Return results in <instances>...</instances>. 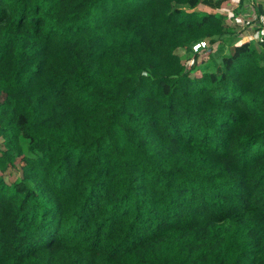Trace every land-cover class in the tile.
<instances>
[{"label": "trees", "instance_id": "1", "mask_svg": "<svg viewBox=\"0 0 264 264\" xmlns=\"http://www.w3.org/2000/svg\"><path fill=\"white\" fill-rule=\"evenodd\" d=\"M227 1L0 0V264H264V56L217 48Z\"/></svg>", "mask_w": 264, "mask_h": 264}, {"label": "rangeland", "instance_id": "2", "mask_svg": "<svg viewBox=\"0 0 264 264\" xmlns=\"http://www.w3.org/2000/svg\"><path fill=\"white\" fill-rule=\"evenodd\" d=\"M242 2V3H241ZM259 3L263 6L264 9V0H228L223 4V6L219 9L220 12L227 15V23L229 26V36L225 38L224 41H221L217 48L223 49L225 54H230L234 47L237 44H240L244 41H250L253 45H255L259 51L262 52L264 56V17L257 16L253 11V4ZM241 4L242 7H241ZM241 7V12H238V8ZM199 9H206L207 11L211 10L209 8H203L202 6ZM263 40V41H262ZM208 49V48H206ZM206 49L200 52L199 62L202 67L207 64L213 63V59L219 60V55H215L214 57H209ZM178 52L184 57V61L190 67L196 58L193 55L185 54L183 49H179ZM264 63V61H263ZM195 74H201L200 69H196ZM23 146L27 147V142L24 140ZM2 143V138L0 137V144ZM3 147V146H0ZM3 150H0V155ZM12 171V174L8 173ZM8 173H5V178L7 180L16 179L21 177L22 169L21 163L17 162L15 168H11ZM3 173L0 170V174Z\"/></svg>", "mask_w": 264, "mask_h": 264}, {"label": "built area", "instance_id": "3", "mask_svg": "<svg viewBox=\"0 0 264 264\" xmlns=\"http://www.w3.org/2000/svg\"><path fill=\"white\" fill-rule=\"evenodd\" d=\"M207 42L206 41H201V42H198L196 43L195 45H193V50L195 52H199L200 50H202L203 48H206L207 47Z\"/></svg>", "mask_w": 264, "mask_h": 264}]
</instances>
